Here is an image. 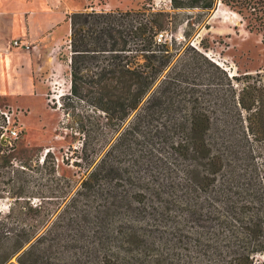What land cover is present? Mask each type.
<instances>
[{
  "label": "trees",
  "instance_id": "16d2710c",
  "mask_svg": "<svg viewBox=\"0 0 264 264\" xmlns=\"http://www.w3.org/2000/svg\"><path fill=\"white\" fill-rule=\"evenodd\" d=\"M216 1L264 42V0L171 6ZM69 19V92L93 112L76 122L79 178L49 151L19 156L0 113V264H264V77L181 52L151 3Z\"/></svg>",
  "mask_w": 264,
  "mask_h": 264
},
{
  "label": "rangeland",
  "instance_id": "374dc122",
  "mask_svg": "<svg viewBox=\"0 0 264 264\" xmlns=\"http://www.w3.org/2000/svg\"><path fill=\"white\" fill-rule=\"evenodd\" d=\"M65 2L68 5L65 21L69 29L71 27L69 17L74 12L136 10L151 3L155 9L167 11L173 16V21L177 23L173 38L176 42H185V46L180 48L181 52L186 50V54L192 57L195 55L194 51H198L226 70L229 76L260 73L264 77L262 34L255 29L250 30L247 19L220 1H216L209 11L200 8L173 9L171 0H65ZM9 22L7 20V26ZM58 30L59 34L63 33V27ZM162 39L169 43L170 32H164ZM72 43L71 30L59 39L50 36L45 40L40 45L43 66L39 72L44 96L37 94L30 100L29 106L16 105L7 96H0V113L5 117L6 124L2 130H5L6 135L10 134V130L17 132V137L12 140L19 156L24 159H39L49 151L55 158L58 174L77 180L78 168L70 164L75 159V156L71 155L72 150L80 147L82 140V133L77 132L76 122L88 123L86 116L92 115L93 112L85 100L76 99L69 92L71 61L75 60L76 54ZM84 87L86 86H83L81 91L87 94L88 91H85ZM9 88V80L5 79L3 84H0V92H5ZM47 97L53 108L47 105ZM5 139L9 140L7 137ZM9 201L8 198L1 200L0 209L6 210ZM257 258L264 261L263 254ZM12 260L14 261V258Z\"/></svg>",
  "mask_w": 264,
  "mask_h": 264
},
{
  "label": "crops",
  "instance_id": "0c3cea01",
  "mask_svg": "<svg viewBox=\"0 0 264 264\" xmlns=\"http://www.w3.org/2000/svg\"><path fill=\"white\" fill-rule=\"evenodd\" d=\"M67 8L65 0H0V84L5 79L10 84L0 96L24 106L37 94L44 96L40 45L50 36L59 39L70 30L65 21ZM61 26L63 33L59 34ZM14 39L26 41L30 48L13 47Z\"/></svg>",
  "mask_w": 264,
  "mask_h": 264
},
{
  "label": "built area",
  "instance_id": "2783aa9c",
  "mask_svg": "<svg viewBox=\"0 0 264 264\" xmlns=\"http://www.w3.org/2000/svg\"><path fill=\"white\" fill-rule=\"evenodd\" d=\"M13 47H15V48H21V49H24V50H28L30 47H29V44L26 42V41H24V40H19V39H14L13 41H12V44H11ZM2 129H4V127H2ZM10 132V134L9 135H6V132H5V130L4 131H2V133H1V137L3 138V139H5L6 137L7 138H16L17 137V132L15 131V130H10L9 131Z\"/></svg>",
  "mask_w": 264,
  "mask_h": 264
},
{
  "label": "water",
  "instance_id": "95a60500",
  "mask_svg": "<svg viewBox=\"0 0 264 264\" xmlns=\"http://www.w3.org/2000/svg\"><path fill=\"white\" fill-rule=\"evenodd\" d=\"M7 140V139H6Z\"/></svg>",
  "mask_w": 264,
  "mask_h": 264
}]
</instances>
